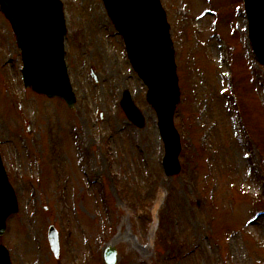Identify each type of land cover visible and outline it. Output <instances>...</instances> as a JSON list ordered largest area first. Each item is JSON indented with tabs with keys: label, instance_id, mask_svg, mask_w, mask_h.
Masks as SVG:
<instances>
[{
	"label": "rangeland",
	"instance_id": "1",
	"mask_svg": "<svg viewBox=\"0 0 264 264\" xmlns=\"http://www.w3.org/2000/svg\"><path fill=\"white\" fill-rule=\"evenodd\" d=\"M59 1L72 110L24 89L0 14V153L19 208L0 237L10 262L104 264L114 239L120 264H264V65L253 58L242 0H160L180 90L181 169L172 177L161 172L146 88L103 4ZM124 90L145 114L142 129L121 112Z\"/></svg>",
	"mask_w": 264,
	"mask_h": 264
},
{
	"label": "water",
	"instance_id": "2",
	"mask_svg": "<svg viewBox=\"0 0 264 264\" xmlns=\"http://www.w3.org/2000/svg\"><path fill=\"white\" fill-rule=\"evenodd\" d=\"M115 29L125 39L128 57L147 85L146 100L154 109L164 146L163 168L166 176L180 171L179 135L174 130L173 113L179 98L174 51L159 0H102ZM249 20V38L258 58L264 62V0H244ZM62 5L58 0H0V11L9 20L23 60L25 87L50 98L63 99L72 108L75 97L64 63L65 33ZM127 91L121 107L137 129L145 126ZM17 200L0 158V236L9 216L18 210ZM51 250L58 255L59 245L53 227L49 228ZM107 264H116L115 250L106 249ZM0 264H11L7 249L0 245Z\"/></svg>",
	"mask_w": 264,
	"mask_h": 264
},
{
	"label": "bare ground",
	"instance_id": "3",
	"mask_svg": "<svg viewBox=\"0 0 264 264\" xmlns=\"http://www.w3.org/2000/svg\"><path fill=\"white\" fill-rule=\"evenodd\" d=\"M145 115V114H144Z\"/></svg>",
	"mask_w": 264,
	"mask_h": 264
}]
</instances>
